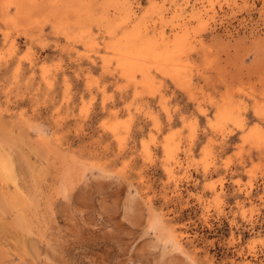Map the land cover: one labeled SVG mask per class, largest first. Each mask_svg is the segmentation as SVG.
<instances>
[{"label":"rangeland","instance_id":"rangeland-1","mask_svg":"<svg viewBox=\"0 0 264 264\" xmlns=\"http://www.w3.org/2000/svg\"><path fill=\"white\" fill-rule=\"evenodd\" d=\"M0 264H264V0H0Z\"/></svg>","mask_w":264,"mask_h":264},{"label":"bare ground","instance_id":"bare-ground-1","mask_svg":"<svg viewBox=\"0 0 264 264\" xmlns=\"http://www.w3.org/2000/svg\"><path fill=\"white\" fill-rule=\"evenodd\" d=\"M209 2V1H208ZM205 3V2H204ZM197 10V9H196ZM207 13V12H206Z\"/></svg>","mask_w":264,"mask_h":264}]
</instances>
